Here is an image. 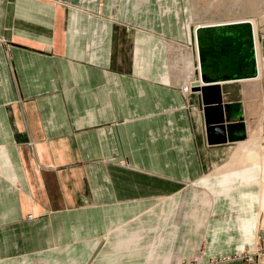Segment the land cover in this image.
<instances>
[{"label":"crops","instance_id":"1","mask_svg":"<svg viewBox=\"0 0 264 264\" xmlns=\"http://www.w3.org/2000/svg\"><path fill=\"white\" fill-rule=\"evenodd\" d=\"M188 9V0H0V264H168L202 239L204 261L256 245L264 159L253 180L216 190L247 166L241 146L264 142V24H198L248 21L257 48V76L221 83L225 141L209 140L203 94L181 90L188 69L170 74L167 47L185 36ZM239 122L244 136L226 137L224 125Z\"/></svg>","mask_w":264,"mask_h":264},{"label":"rangeland","instance_id":"2","mask_svg":"<svg viewBox=\"0 0 264 264\" xmlns=\"http://www.w3.org/2000/svg\"><path fill=\"white\" fill-rule=\"evenodd\" d=\"M188 3H189V9L186 17L187 29L184 32L185 36L182 38L177 37L176 41H173V45L168 44L167 47L168 49L167 53L169 57L170 54L174 52V57L170 63L173 66L170 69L171 77H174L172 75H175V73H176L175 75L176 77L178 76L182 77V74L184 75V70L186 69H188V71L191 73V75H189L190 73L188 72L189 74L187 73L186 77L184 76L185 77L184 81L187 80V82L184 86L185 88L181 87V90L185 94H190L195 91L200 93L199 89L194 88L196 89L194 91L193 87L196 84L199 85L203 84L202 80H198L193 83H190L194 79L200 78L199 75H200L201 66L198 61L199 48L198 45H196L195 48L192 42L193 39L195 41L196 38L195 29L198 26V24H201L203 21H213V20H221V19L244 17V16L255 18L256 22L258 23V27H257L258 29L262 27V25L264 24L263 22L264 0H191L192 4L190 3V0H188ZM172 46H174L175 49L173 50V52H171ZM189 53L191 54L193 53L190 58V60L192 61L191 67L188 64V61L184 59ZM191 76L193 77V79L189 81V79L192 78ZM188 86H190L189 91H188ZM255 131L258 132V129ZM262 143L263 144L260 146V148H258L257 145L254 148H252V144L249 145L248 143L246 145L241 146L240 154L242 156L240 157V160L242 163H244V165L247 166H243L239 169H231L229 171H226V173L224 174L225 179L221 178L219 180L221 189L219 191L215 189L216 195L219 194V192L225 195L229 194L231 191L230 188L234 186L233 184L234 181L231 182L234 178H240L241 180L243 179L244 182H248L250 179L253 180L255 178L254 176L255 168L253 167V165H256L255 160L258 157L264 159V142L262 141ZM258 149H262V150L258 152ZM225 158L226 157L224 154L223 159ZM220 161H222V159ZM262 163L263 165L261 167L262 172L260 177L262 183L261 198H264V160H262ZM236 164L237 162L234 160L233 162H229L228 166L230 167L233 165L232 167H235ZM200 182L207 185L208 182L211 183V180L209 178L206 179L205 177L203 178V181ZM245 195H254V193H245ZM261 201H262L261 205L264 206V199H262ZM255 225H256V231H258V235L255 243L256 245H254L253 247L248 246L247 248L244 246V249L239 253L229 254L228 256H224V257H214L213 259L204 261V257L206 254L205 250L207 249L206 246L207 242L205 244V239H202L200 243H198V248L195 251H193V253L183 256L181 258L173 257L171 258V260L168 261V264H217L222 262L223 260L224 261L229 260L230 258L245 260L247 264H251L253 263V261H256L254 260L255 257L264 255V250H263L264 240L262 238V235L260 234V230H262V228L264 227V207H262L258 212V218L256 220ZM97 247L95 249H97Z\"/></svg>","mask_w":264,"mask_h":264},{"label":"water","instance_id":"3","mask_svg":"<svg viewBox=\"0 0 264 264\" xmlns=\"http://www.w3.org/2000/svg\"><path fill=\"white\" fill-rule=\"evenodd\" d=\"M201 89L205 104L222 102L221 83L258 75L253 25L245 20L198 26ZM228 127V126H227Z\"/></svg>","mask_w":264,"mask_h":264},{"label":"bare ground","instance_id":"4","mask_svg":"<svg viewBox=\"0 0 264 264\" xmlns=\"http://www.w3.org/2000/svg\"><path fill=\"white\" fill-rule=\"evenodd\" d=\"M190 86H188V91L190 90ZM206 86L207 85L203 86V85L196 84L193 87V90L195 91L196 89L194 88H197L201 92L202 91L201 89L205 88ZM220 106L221 105L217 103H209V104H204V106H202L203 111H202L201 117L204 123V128H205V133H206L205 136L208 137L209 140H212L213 137L216 140H221V137L217 136L218 132L216 130L217 126H221V125L223 126L222 118L219 117V115L217 114L218 110L221 109ZM220 120L221 122L217 123V125L216 123H214L216 121L219 122ZM224 126L226 127V137H228L231 140H240L241 137H243L245 134L246 125L243 122L242 123H231L230 125L225 124ZM221 141H225V140H221Z\"/></svg>","mask_w":264,"mask_h":264}]
</instances>
